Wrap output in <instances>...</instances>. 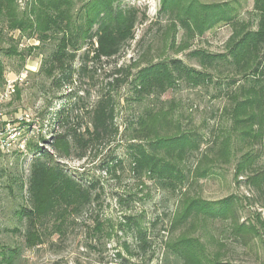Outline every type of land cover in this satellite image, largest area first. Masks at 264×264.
<instances>
[{
	"label": "trees",
	"instance_id": "1",
	"mask_svg": "<svg viewBox=\"0 0 264 264\" xmlns=\"http://www.w3.org/2000/svg\"><path fill=\"white\" fill-rule=\"evenodd\" d=\"M121 2L0 0V42L1 37L6 36L4 33L10 32H18L19 38L35 40L39 44L52 39L53 49L43 59L40 71L55 76L52 84L62 89L73 84L74 74L78 79L90 76L94 66L115 59L134 40L138 10L134 6L121 8ZM161 12L172 20L170 30L163 33L165 40L170 31L176 30V23L193 36H202L221 23L230 24L231 35L219 53L190 52L188 57L195 60L198 68L179 58L145 63V55L141 54L129 65L114 68V78L108 86L115 90L130 85L133 100L139 103L149 98L160 102L164 94L182 85L212 93V99L224 100L215 115L221 114L229 127L200 151L206 143L204 137L198 132L182 129L172 120L174 100L160 102L172 105L168 109L163 106L145 108L125 126L124 131L130 130L127 137L130 142L127 146L129 170L137 178L147 177L154 181L162 190L180 194L179 209L169 216V226L163 229L167 235L183 228L193 218L203 216L207 221L227 222L225 232L234 242L246 245V237L259 236V230L254 224L239 223L235 210L239 199L230 195L207 202L193 197L189 187L194 180L214 174L210 165L213 160L227 162L230 159L233 140L246 148L237 157L233 178L235 181L243 178L255 198L263 200L264 207V167L258 164L259 156L254 150L264 137V0H253L254 29L253 22L238 20L235 7L226 2L207 5L198 4L197 0H162ZM37 48L28 47L26 55ZM0 52L18 56L22 61L26 56L17 51V43L8 49L0 48ZM75 61L79 62L77 68L73 67ZM4 84V66L0 60V87ZM16 95H19L18 90ZM71 98L76 99L69 108L54 113L55 124L61 133L52 135L48 143L52 151L40 145L46 143L43 138H40L43 142L27 144L28 151L33 152L26 188L28 206H21L17 211L19 218L25 220L22 237L27 249L37 248L54 235L63 238L78 217L100 198L95 193L96 181H88L83 174H70L60 160L70 157L83 160L90 150L115 141L119 134L115 124L116 102L110 90L101 93L90 109L80 103L82 98L76 93L70 94ZM79 110H84L89 118L83 125L72 120ZM24 124L16 125L22 127ZM195 153L199 155L195 167L185 172V161ZM121 165L122 162L111 159L103 162L100 169L111 173ZM256 218L264 228L259 215ZM126 220L129 222V218ZM158 220L147 229L137 226V240L142 248L151 247V234ZM103 226L101 219L95 217L91 234H101ZM5 231L20 232L18 228ZM218 245L222 247L220 242ZM163 247L181 264H235L220 260V252L208 257L199 240L187 236L174 240L167 237ZM18 258L17 247L0 248V264H15Z\"/></svg>",
	"mask_w": 264,
	"mask_h": 264
},
{
	"label": "rangeland",
	"instance_id": "2",
	"mask_svg": "<svg viewBox=\"0 0 264 264\" xmlns=\"http://www.w3.org/2000/svg\"><path fill=\"white\" fill-rule=\"evenodd\" d=\"M197 2L207 5L226 2L235 7L238 20L251 21L252 28H255L253 0H197ZM120 6L121 8L134 6L138 10L139 19L135 27L134 40L126 45L115 59L94 66L90 76L78 79L74 74L73 84L62 89H57L52 84L55 76L50 77L44 71H40L43 59L53 49L52 39L39 44L35 40L19 38L18 32L4 33L6 36L1 37V49H8L17 43V51L26 55L28 47L38 48L27 54L24 61L18 56H7L0 52L5 78V84L0 87V91L4 90L7 82L14 81V92L10 99L0 102V129L8 123L15 124L17 118L26 114L31 119L26 130L24 144L26 154L21 156L16 145H13L9 154L0 153V248L6 246L19 249V258L15 264H181L165 251L163 241L167 237L174 240L187 236L199 240L208 257L220 252V260L235 264H264V228L260 227L256 218L259 215L260 220L264 222L263 200L255 198L243 178L237 181L233 178L237 157L246 150L242 144L232 140L233 155L230 159L227 162L212 159L210 165L214 174L194 180L189 190L193 197L207 202H214L230 195L236 196L240 201L235 205L239 223L254 224L259 230V236L246 237V245L234 242L225 232L227 222L207 221L203 216L193 218L183 228L167 235L163 229L169 226V216L179 209L180 194L162 190L154 181L147 177L137 178L129 170L127 146L130 142L127 137L130 130L124 131L125 126L129 121L136 119L145 108L158 109L163 106L168 109L172 105H162L160 102L174 100L172 120L175 124L179 123L182 129L198 132L204 137L206 143L202 144L200 148L202 151L215 137L228 130L229 123L221 114L215 115V112L224 105V100L212 99V93L189 89L182 85L164 94L160 102L149 98L139 103L133 100L130 85L115 90L108 86L114 78L112 76L114 68L129 65L141 54L145 55V63L179 58L189 66L198 68L195 60L188 57L190 52L205 50L215 54L223 51L231 35V25L221 23L202 36H193L188 35L184 28L176 23V30L169 32L166 41L163 33L170 30L172 20L168 14L161 12L162 0H122ZM9 38H12V41H8ZM184 46H187L186 49L181 50ZM78 66L79 62L75 61L73 67ZM17 90L19 95H16ZM107 90L111 91L116 102L115 124L119 127V134L115 141L90 150L87 158L83 160L74 157L60 160L70 174L74 176L83 174L88 181L97 182L95 193L99 194V200L78 217L63 238L54 235L37 248L27 249L22 237L25 220L17 215L21 206H28L26 188L33 152L28 151L27 144L43 142L40 140L43 138L46 143L40 145L52 151L48 143L52 135L61 133L55 124L54 113L69 108L71 102L76 99H69V95L76 93L77 96H81L80 103H85L90 109L98 96ZM72 120L83 125L89 118L84 110H79L74 113ZM254 150L259 156L258 164L264 167V137L262 142L254 146ZM198 157L199 155L195 153L185 161V172L195 167ZM111 159L122 162L121 168L111 173L102 171L101 164ZM95 217H99L104 226L101 234L92 235L90 230ZM126 218H129V222ZM158 218L151 234V247L142 248L141 242L137 240V226L147 229ZM15 228L20 232L5 231ZM212 238L218 240L222 247Z\"/></svg>",
	"mask_w": 264,
	"mask_h": 264
},
{
	"label": "built area",
	"instance_id": "3",
	"mask_svg": "<svg viewBox=\"0 0 264 264\" xmlns=\"http://www.w3.org/2000/svg\"><path fill=\"white\" fill-rule=\"evenodd\" d=\"M14 92V81L7 82L3 91H0V102H5L10 99ZM17 123L25 122L21 127L15 124H6L2 129H0V153L9 154L13 145L18 146L19 154L21 156L26 154V148L24 146L26 139V130L29 128L27 124L31 123L29 115L21 116L17 118ZM26 127V128H25Z\"/></svg>",
	"mask_w": 264,
	"mask_h": 264
}]
</instances>
